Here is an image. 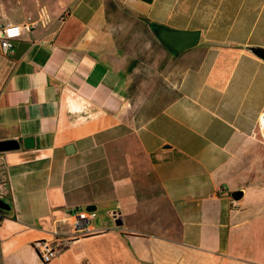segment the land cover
Listing matches in <instances>:
<instances>
[{"label":"crops","instance_id":"0c3cea01","mask_svg":"<svg viewBox=\"0 0 264 264\" xmlns=\"http://www.w3.org/2000/svg\"><path fill=\"white\" fill-rule=\"evenodd\" d=\"M29 21L0 46V264H264V0H0V28Z\"/></svg>","mask_w":264,"mask_h":264},{"label":"built area","instance_id":"2783aa9c","mask_svg":"<svg viewBox=\"0 0 264 264\" xmlns=\"http://www.w3.org/2000/svg\"><path fill=\"white\" fill-rule=\"evenodd\" d=\"M31 20V18H28ZM34 23L24 22L21 24H7L0 28V46L1 51L5 55L13 53L15 41L22 34V32L31 30ZM258 127L264 138V112L259 115ZM4 194L0 191V200ZM73 215V233L65 236H56L53 240L41 239L34 242V247L39 253L43 262H50L59 252L61 248L69 246V244L88 232V223L90 217L84 211H75Z\"/></svg>","mask_w":264,"mask_h":264},{"label":"water","instance_id":"95a60500","mask_svg":"<svg viewBox=\"0 0 264 264\" xmlns=\"http://www.w3.org/2000/svg\"><path fill=\"white\" fill-rule=\"evenodd\" d=\"M153 29L158 39L168 48L170 52L179 55L183 51L192 48L199 44L201 39L200 29H176L166 26L155 24ZM24 145L27 148L35 147L34 137H26L24 139ZM20 142L16 139L0 140V151H7L18 149ZM236 198L242 196V191H236L234 193ZM0 208H8V204L0 200ZM88 211L96 209V206L90 204L86 208Z\"/></svg>","mask_w":264,"mask_h":264},{"label":"rangeland","instance_id":"374dc122","mask_svg":"<svg viewBox=\"0 0 264 264\" xmlns=\"http://www.w3.org/2000/svg\"><path fill=\"white\" fill-rule=\"evenodd\" d=\"M148 31H149V35H150V37H151V40L152 41H157V40H159L158 39V37L156 36V33H155V31H154V29H153V26H151V27H149V29H148ZM141 34H147V32H146V30H145V32H141ZM160 41V40H159ZM158 42V41H157ZM161 42V41H160ZM162 43V42H161ZM163 44V43H162ZM160 48H155L154 46H153V44H152V53H151V56H152V60L151 61H157L159 58V54H160V51L161 50H159ZM188 50H190V49H188ZM185 52H187V51H185ZM173 53V52H172ZM157 58V59H156ZM174 66V65H173ZM163 67V66H162ZM161 71V70H160ZM164 83L163 84H165V82H167V83H169L168 82V80L167 79H164V81H163ZM97 213H99V216H98V218H97V220L98 221H102L103 222V218H101L102 216L100 215L101 214V212L99 211V210H97Z\"/></svg>","mask_w":264,"mask_h":264},{"label":"trees","instance_id":"16d2710c","mask_svg":"<svg viewBox=\"0 0 264 264\" xmlns=\"http://www.w3.org/2000/svg\"><path fill=\"white\" fill-rule=\"evenodd\" d=\"M152 26H156L155 24H153Z\"/></svg>","mask_w":264,"mask_h":264}]
</instances>
